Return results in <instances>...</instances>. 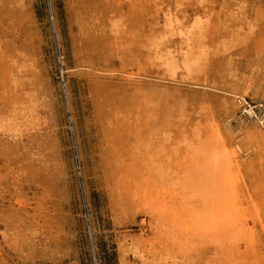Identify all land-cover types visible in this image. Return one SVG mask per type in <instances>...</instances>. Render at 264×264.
<instances>
[{
	"label": "rangeland",
	"instance_id": "1",
	"mask_svg": "<svg viewBox=\"0 0 264 264\" xmlns=\"http://www.w3.org/2000/svg\"><path fill=\"white\" fill-rule=\"evenodd\" d=\"M0 264H264V0H0Z\"/></svg>",
	"mask_w": 264,
	"mask_h": 264
}]
</instances>
